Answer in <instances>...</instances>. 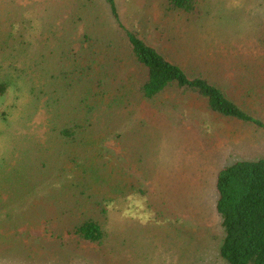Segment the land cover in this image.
<instances>
[{"label":"rangeland","instance_id":"rangeland-1","mask_svg":"<svg viewBox=\"0 0 264 264\" xmlns=\"http://www.w3.org/2000/svg\"><path fill=\"white\" fill-rule=\"evenodd\" d=\"M166 2L116 0L126 28L264 122V0H209L200 17L168 13ZM116 33L124 32L105 0H0V71L11 67L15 83L0 99V264H228L217 175L264 160V128L175 90L159 111L138 102L83 109L82 81L70 75L83 47L76 40ZM67 39L70 48L58 46ZM87 57L79 64L92 62L93 74L125 78L122 67L102 68L114 63L109 55ZM43 69L69 81L38 101L28 89ZM68 127L73 139L62 135ZM83 178L92 187L82 189ZM88 219L102 225V244L73 234Z\"/></svg>","mask_w":264,"mask_h":264},{"label":"trees","instance_id":"trees-1","mask_svg":"<svg viewBox=\"0 0 264 264\" xmlns=\"http://www.w3.org/2000/svg\"><path fill=\"white\" fill-rule=\"evenodd\" d=\"M105 1L112 16L124 33H116L114 34L116 36L113 37L105 35L90 37L86 35L83 39L76 40L83 47L77 54L76 67L72 69L75 71H70V75L82 81V84H77L76 88L82 91V104L86 105L83 109L95 113L104 106L107 109V114L110 111L108 109L126 104H130L132 107L138 102L147 103L148 105L145 107L150 106V109L159 111L166 106L165 97L167 93L175 90L181 96L191 95L196 97L205 104L209 112L222 118L264 128V122L255 119L239 105L240 103L229 98L223 87L211 83L206 78L207 76L202 73H190V77L184 66L170 59L164 50L150 45L142 34L140 35L138 32L126 28L121 22L116 0ZM166 1V12L168 13L173 11L200 17L203 12V5L209 0ZM172 37H174L173 33ZM9 40H12V38H9ZM120 41L124 43L120 44ZM171 41V43H175L173 40ZM7 42L2 43V45H7ZM69 42L68 39L62 40L58 43V46H69ZM8 43L12 45V41ZM99 43L101 46H99ZM174 48L175 46H171V50H174ZM118 50L121 51V54ZM93 51L94 53H91ZM117 51L116 56H111ZM95 54L98 56L107 54L112 57L114 63L111 65L102 63V68L106 70L111 68L114 74L118 75L122 67L125 71V78H115L110 83L109 78L106 79V75L103 77L104 72L93 74L95 68H93L92 62L86 65L79 64L81 60L84 62L90 61L87 55L93 57ZM62 55L66 57L70 56V53L63 52ZM13 73L11 67L1 69L0 99L5 97L8 89L15 84L9 77ZM40 73H43L40 77L43 82L33 83V86H29L28 89V94L36 96V100L41 101L42 97L48 94V91L57 94L59 91L64 90L63 81L67 79H63L59 74V76H56L55 73L47 69H43ZM38 74L33 73V76ZM48 75L53 79L49 80ZM91 76L93 79H91ZM61 80L63 81L61 82ZM58 86L59 88H57ZM23 87L18 88L20 93L24 91ZM73 87L68 85L67 90L72 91ZM60 103L61 101L55 102L56 105L61 106ZM62 135L68 139H73L76 131L74 128L68 127L62 131ZM87 174L86 171L83 175ZM81 180L82 189L92 187L91 184L88 185V182L95 181L89 178ZM97 181L100 182V179L98 178ZM216 191L215 209L221 219L225 236L222 245L223 259L228 264H264V160L237 161L233 165L224 167L217 175ZM73 234L80 240L91 244H102L106 238L102 225L93 219H88L75 226Z\"/></svg>","mask_w":264,"mask_h":264}]
</instances>
